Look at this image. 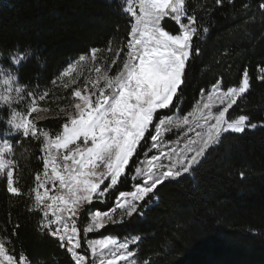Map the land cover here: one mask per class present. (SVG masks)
<instances>
[{"label": "trees", "instance_id": "trees-1", "mask_svg": "<svg viewBox=\"0 0 264 264\" xmlns=\"http://www.w3.org/2000/svg\"><path fill=\"white\" fill-rule=\"evenodd\" d=\"M245 2L257 4V0H233L232 4L225 0L216 7L213 0H186L189 11L202 18L209 32L198 41L201 54L190 62L183 96L174 99L181 105L179 115L195 108L201 88L210 87L221 74L227 84H234L239 69L248 66L252 87L232 114L264 121V83L256 79V66L264 62V21L245 23L241 8ZM205 6L211 7L205 11ZM124 7L121 0H0V53L31 51V58L19 69L20 87L28 100L26 89L35 91L36 104L49 113L35 122L38 135L41 130L51 136L61 131L67 119L62 109L73 103L72 92L83 85L77 74L57 80L71 61L96 47L103 50L99 56L106 67L117 69L123 53L116 57L108 46L115 51L126 43L130 17ZM162 27L173 34L178 30L171 18H165ZM113 59L117 64L111 63ZM73 78L75 82L64 87ZM45 91L48 95L40 100ZM10 115V108H0V132L6 130ZM42 139L22 134L11 138L15 180L24 194L11 196L6 179L0 178V239L7 240L19 225L12 242L31 264H70L56 239L37 231L39 212L28 211L27 192L42 169ZM241 170L247 173L244 180L238 175ZM110 194L107 202L86 207L81 227L86 226L90 211L112 206L115 190ZM125 219V225H108L87 238L139 235V246H132L137 264L146 259L151 264H264V128L226 134L209 150L194 176L162 187L159 201L143 216Z\"/></svg>", "mask_w": 264, "mask_h": 264}, {"label": "snow or ice", "instance_id": "snow-or-ice-1", "mask_svg": "<svg viewBox=\"0 0 264 264\" xmlns=\"http://www.w3.org/2000/svg\"><path fill=\"white\" fill-rule=\"evenodd\" d=\"M227 2L232 4L233 0ZM224 3L225 0H213L216 7ZM210 7L205 6V11ZM241 8L247 17L245 23L257 18L264 21V0H257L255 6L245 2ZM122 10L130 17L126 43L123 47L117 45L115 51L109 45L108 51L116 57L123 53V59L114 75H107L106 70L99 77L102 86L86 81L83 89L78 87L72 92L77 100L71 111L64 112L67 119L61 131L51 136L41 130L38 135L35 123L20 114L9 121L14 134L43 138V170L35 174V184L30 188L34 207H28V211L39 212L37 231L55 238L69 256L70 264H137L132 246H139V235L118 242L111 235L88 239V234L108 225L123 226L127 223L125 218L143 216L159 201L162 187L194 176L209 150L219 145L226 134L264 128V121L256 123L249 115L232 114L251 90L248 66L239 69L234 84H227L221 74L210 87L201 88V99L195 108L186 115L178 114L181 105L174 99L179 101L183 96L190 62L201 54L198 41L203 39L202 33L209 32L202 18L194 10L189 11L186 0H126ZM165 18H171L178 26L175 34L162 27ZM102 51L92 47L90 53L79 56L76 64L95 61ZM31 55V51L15 49L7 55L0 54V82L10 90L15 85L17 95L25 93V88L20 87L19 69ZM111 63L117 61L113 59ZM74 67L70 63L57 80ZM256 68V79L264 83V62ZM74 82L75 78L64 87ZM88 83L91 88H87ZM35 95V91L26 89L27 97ZM47 95L45 91L39 99L44 100ZM34 105L33 99L30 112L36 111ZM192 120L200 129L195 136L187 138L185 134L182 147L166 150L163 134L183 126L193 131ZM153 150L157 154L149 158ZM3 167L0 161V169ZM238 175L241 180L247 177L243 170ZM17 183L14 173H9L6 192L11 196L24 194ZM112 190L116 193L115 206L109 211L90 212V222L81 227L78 221L85 215L86 205L94 200L104 202ZM117 209L119 219L115 215ZM18 228L19 225L14 226L7 240L0 239V264H31L23 250L15 251L11 237L18 235ZM143 264L151 262L146 259Z\"/></svg>", "mask_w": 264, "mask_h": 264}, {"label": "rangeland", "instance_id": "rangeland-1", "mask_svg": "<svg viewBox=\"0 0 264 264\" xmlns=\"http://www.w3.org/2000/svg\"><path fill=\"white\" fill-rule=\"evenodd\" d=\"M121 1L123 2V4L126 7V0H121ZM77 60H78V58L70 62L71 64L75 65V67L67 76L71 77L72 75L75 76V74H77L81 80V83L83 84L80 87L81 89H83L85 87L86 81L97 82L102 86L103 80L100 79L99 77L102 76L106 70H107V75H109V76L114 75L116 70H117L116 69V70L110 71L111 67H106L105 62L100 58V56L95 61H85V62H82L80 64H76ZM2 79L3 78L0 77V80H2ZM70 80H72V79H70ZM91 86H92L91 83L87 84V88H91ZM15 88H16V86L14 85L13 88L10 90L8 85L0 82V96L7 97V99H0V108L8 107L11 109V115H10L9 119L6 121V130L0 132V161H3V163H4L3 169H0V178L4 177L6 180L8 179L9 173H14V179H15V172H16V163L14 161L11 138L14 135L22 134V133H15L14 134L15 130L13 128H11V126L9 125V121L13 119V116L15 114H20V116L24 117L25 119L28 118L30 121L35 123L38 120L46 118L49 114L48 110L44 111L45 108L38 106L36 104V101H35V105H34L36 108V111L30 112L29 107H30V104H32L34 97H29V100H28L24 96V93L17 95ZM82 94H85V93L82 92ZM76 100H77V98L74 97V101H76ZM72 104L69 105L67 108L62 109L63 112L71 111L72 110ZM164 111L167 112V110H164ZM169 114H171V113H169ZM191 127H192L193 131H188V126H183L180 129L171 128V129H169V131L165 132L163 134V146L165 147V149L169 150L171 147H177V148L182 147L183 143L185 142V134H187V138L194 137L195 132L199 131L200 129L195 126L194 120L191 121ZM150 143H151V141L149 140V144ZM154 154H157L155 150L150 152L149 158L151 157V155H154ZM42 156H43V153L41 151V157ZM42 170H43V161H42V169H40V171L42 172ZM34 177H35V175H34ZM34 177H33L32 183L30 185V188L33 187L35 184ZM105 183H107V181ZM49 187H51V185H49ZM102 187H103V185H102ZM30 188L27 192V195L29 197L28 200L31 204V207H34V201L31 199L32 193L30 192ZM110 196H111V194L109 193L104 198V202L94 200L93 204L86 205V207H91V206L95 205L96 203L103 204L109 200ZM114 206L115 205H114V201H113L112 206L110 208H108L106 210H100V211H102V212L103 211H109ZM86 207H85V209H86ZM94 211H96V210H93L90 212H94ZM90 212L86 216L88 219L87 222H90ZM115 215H116V218L119 219V209H117V213ZM81 219L82 218H80L78 221L80 223V226H81ZM98 231H100V230H98ZM93 233H95V232H93ZM102 238H104V237L92 238V239H102ZM124 240L125 239H117L118 242H122Z\"/></svg>", "mask_w": 264, "mask_h": 264}, {"label": "clouds", "instance_id": "clouds-1", "mask_svg": "<svg viewBox=\"0 0 264 264\" xmlns=\"http://www.w3.org/2000/svg\"><path fill=\"white\" fill-rule=\"evenodd\" d=\"M0 54H2V53H0Z\"/></svg>", "mask_w": 264, "mask_h": 264}]
</instances>
